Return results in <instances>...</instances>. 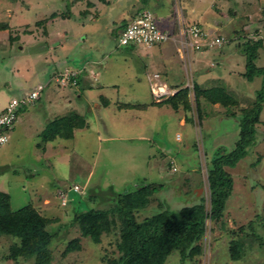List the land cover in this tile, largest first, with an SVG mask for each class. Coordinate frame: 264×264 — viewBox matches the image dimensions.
<instances>
[{
  "label": "rangeland",
  "instance_id": "374dc122",
  "mask_svg": "<svg viewBox=\"0 0 264 264\" xmlns=\"http://www.w3.org/2000/svg\"><path fill=\"white\" fill-rule=\"evenodd\" d=\"M192 1L194 6L205 10L206 17L199 19V26L207 31L209 22H212L210 17L216 18L214 6L219 2ZM87 2L92 4L90 8ZM168 5L173 18L175 7L182 11L189 2L111 0V4L106 5L98 0H0V23L8 24V30L0 31V112L11 98L20 96L21 89L30 91L28 88L35 87L38 82L44 85L40 100L22 111L6 132L7 142L0 147V193L10 196V212L31 205L40 215L51 219L46 227L49 238L44 242L47 259L44 264H110L120 255L116 246L119 229H114L100 243H94L90 238L81 237L77 215L90 209L113 208L112 201L117 195L133 192L139 187H155L149 192L146 208L135 214L139 223L159 211L169 210L175 214L184 206L197 204L201 198L205 214L210 211L208 172L213 157L236 151L240 129L235 119L239 117L240 109L253 101L263 77L257 75L253 81L245 77L247 68L243 51L245 43L264 37V4L261 0L255 6L250 2V18L254 22L250 21V31L248 25H243L241 37L233 35L231 28L246 21L241 18L244 11H240L242 13L237 15L241 18L239 23L231 22L229 31L219 30L230 42L211 49L210 56L203 60L194 51V82L202 93L198 95L199 99L195 89L193 94L187 93L189 108L185 110L169 109L164 104L162 109L167 110L146 122L157 125L166 122L165 130L147 137L152 153H130L133 150L131 144H138L136 140L143 134L141 128L134 126L133 120L125 126L109 129L111 136L119 138L110 142L117 151L111 147L109 152H98L108 143L98 137L99 133H93L98 129L96 126L90 124L82 132L75 131V125H67L63 118L53 119V109L48 107L47 111L46 101L52 99L51 105L54 108L57 105L53 92L70 88L59 86L53 76L49 79L51 75H44L46 70L52 72L56 61L78 69L88 59L104 58L102 65L109 69V73L113 72L114 79L128 74L126 80L131 81L133 75L129 71L137 69L138 63L131 56H126L124 61L120 54L124 51L117 40L120 25L129 21L142 7L155 14L157 7L166 8ZM240 5L227 4L225 8L232 13V10L241 8ZM52 14L56 18L52 19ZM38 21L42 22L36 23ZM44 31L48 35H43ZM10 38L15 40L10 41ZM56 41L61 44L53 50L51 43ZM138 51L133 54L141 57L147 73L160 72L158 67L149 63L146 53L149 54L150 50L139 46ZM259 55L255 65L264 70V45ZM212 60L216 63L214 68L208 65ZM183 80L185 82V77ZM121 85L126 87L123 82ZM215 87L225 88V95L237 102L238 108L208 103L204 94L209 91L208 94L213 96L217 91L212 94L211 89ZM126 89L121 88L118 94L111 91L110 95H117L123 101V96H129ZM198 107L202 108L201 120ZM57 111L61 115L58 108ZM233 113H236L235 119L227 116ZM178 115L186 123L183 128L176 121ZM52 121L56 122L52 124ZM260 121L255 127L254 144L240 152L234 166H223L231 176L232 185L220 218L205 219L203 233L196 242L198 249L193 255L181 260L174 252L163 264H264V106ZM61 131L75 132L81 138L71 140L70 137L67 141L55 137L54 141L50 140L54 132ZM98 132L101 134V130ZM65 149L71 152L65 153ZM75 185L77 191H74ZM71 242L77 243V247L66 252ZM232 243L239 246V259L230 256ZM17 244H21L19 238L11 234L0 235V264L34 262L35 257L25 258L17 254Z\"/></svg>",
  "mask_w": 264,
  "mask_h": 264
},
{
  "label": "trees",
  "instance_id": "16d2710c",
  "mask_svg": "<svg viewBox=\"0 0 264 264\" xmlns=\"http://www.w3.org/2000/svg\"><path fill=\"white\" fill-rule=\"evenodd\" d=\"M98 2L107 4L108 0H98ZM86 5L90 8L92 4L87 2ZM62 16L64 17V15ZM51 18H56V15L52 14ZM40 22L42 21L36 23ZM125 25L123 23L121 28H124ZM5 30H8V24L0 23V31ZM43 35H46V31L43 32ZM9 40L14 41L15 38H10ZM228 42H230L229 39ZM263 45L264 37L258 40L251 39V41H248L243 46L247 68L245 77L250 79V81H253L260 74L263 77L253 101L247 107L240 109L239 114L241 116L239 115L235 119L236 113L227 115L238 122L237 126L240 129L238 134L239 139L236 143V151H232L228 155L219 153L218 156L215 155L213 157L212 168L208 172L211 204L208 214L204 212L203 200L201 198L197 204L184 206L175 214L170 213L169 210H163L146 217L142 223H139L136 221L135 214L146 208L149 192H152L155 188L149 186L148 189L139 187L133 192L117 195L112 201L113 208L90 209L77 215L76 220L81 230V237L90 238L94 243H100L114 229H119L118 234L120 238H118L116 246L120 251V255L116 259H112L110 264H163L166 258L174 252L179 254L181 260H185L197 251L196 242L203 233L205 219H219L230 194L232 179L224 171L223 166H234L241 156L240 152L246 146L254 144L255 127L261 123L260 114L264 106V70L257 67L255 62L260 56L259 50L263 48ZM194 87L196 97L199 99L198 95L202 92L198 91L196 84ZM211 90H213L212 94L216 91L217 93L211 96V94H208L209 91H207L204 94L208 103L212 105L220 104L223 107L237 106V102H233L232 99L228 98V95H225V88L220 89V87H215ZM187 93V90H181L174 97H170L166 101H168L174 110H178L179 108L185 110L189 108ZM197 105H199L198 101ZM197 109L201 120L203 115L202 108L198 107ZM21 110L24 111L26 108H22ZM63 119L70 122L67 123L69 126L75 125L77 128H82L84 125L83 120L80 118L77 122L71 116ZM55 122L53 121L52 124ZM58 122L62 121L59 120ZM70 137H72V134L64 138ZM49 223H51V219L40 215L31 205L25 206L14 213L10 212V196L7 193H0V235L11 234L19 238L21 242L20 246L18 244L17 247L16 245L14 246L16 250H19L17 254L25 258L35 257L32 264L47 263L44 242L49 238L46 231ZM29 240L34 245L29 242V246L25 247ZM76 244L75 242L69 243L66 252L74 250L77 247ZM238 248V245L234 243L230 244L229 251L231 258L239 259L241 251Z\"/></svg>",
  "mask_w": 264,
  "mask_h": 264
},
{
  "label": "crops",
  "instance_id": "0c3cea01",
  "mask_svg": "<svg viewBox=\"0 0 264 264\" xmlns=\"http://www.w3.org/2000/svg\"><path fill=\"white\" fill-rule=\"evenodd\" d=\"M139 1V0H138ZM177 3H179V0H176ZM189 2V5L187 8H183L181 11H175L173 10V18L171 17V9L170 5H168L166 8L164 6L157 7L155 9V16L158 20H160L163 23V27L169 31H172L176 27V17H180L181 21L184 24H192L196 23L199 25V19H201L203 16L206 17L205 10L200 6H194L192 0H187ZM219 3L215 4V12L214 15L216 18H211L212 22H209L210 25H208V32L213 34H221L219 32L220 29L223 28V30H228V28L232 27L230 24L233 23H239L241 18L243 21L246 19V21L239 27L235 26L234 28H231L234 32L233 35L235 37L240 38L241 37V31L242 27L247 26L250 31V21L253 22V20L250 18V2L252 6L258 4V0H228L226 2L225 0H217ZM264 4V0H261ZM168 3V1H165V3ZM238 2V3H237ZM174 2L171 3L173 5ZM232 4L233 6H236L237 4L241 5L238 10H232V13L230 12L229 8H225L227 4ZM111 4V0H108V3L106 5ZM135 8V5L134 7ZM143 7L141 8V10ZM147 9V8H146ZM182 9V8H181ZM139 10V11H141ZM138 11V12H139ZM239 11V12H238ZM244 11V13L240 12ZM137 12V13H138ZM180 13V15L178 14ZM238 13H242L244 17L239 18ZM256 14V13H255ZM136 15V12L133 14V16ZM132 16V17H133ZM259 16V15H255ZM248 17V18H246ZM225 18V19H220ZM259 17H256L255 19H258ZM128 22V21H127ZM127 22H122L127 23ZM254 23V22H253ZM121 24V25H122ZM120 25V27H121ZM226 26V27H225ZM122 29V28H120ZM121 31V30H120ZM229 31V30H228ZM46 35H48V32L46 31ZM233 37L235 40L236 38ZM48 38V37H47ZM46 38V39H47ZM230 41V40H229ZM47 43V42H46ZM165 43V44H164ZM160 43L161 45H154L152 47H145V50H150L149 54L146 53L147 58H149L152 65L155 67H158L160 72H153L158 73L161 77V81L166 83V85L169 88H181L184 84L183 77H185L184 71L181 69L182 62L181 59L177 53L176 46L171 42H164ZM61 42H57L55 44L51 43L52 49L55 50L58 45H60ZM142 46V45H139ZM139 46L132 47V46H126L123 47L124 51H122L121 56L124 57V61H126V56H131L136 59L138 63L137 69H134V71H129L133 76L131 77L132 80L128 81L126 80L129 75L124 74V76L118 77L116 76L115 79H119L117 82L114 79L113 72L102 65L103 59H96L94 61L88 59L83 64V66L78 67L79 71V77H78V86L77 87H70V88H63L64 91L59 92H53L55 94V98L57 99V105L54 108L51 105V100L46 101L47 103V111L48 107L53 111V114H55L53 119L57 118H66L67 116H71L75 122L77 120L82 119L84 122V125L82 128H75V131L78 129L83 131L84 128L88 127L90 124L96 126L98 128L93 133H99L98 137L101 138V140L104 141V143H108L105 146H101L98 152H104L108 151L111 147L114 148L115 151H117V147L114 145L110 146L111 140L119 139L113 136L109 133V129L113 127H120L127 125L130 120L134 121V126L139 127L142 129L141 138L137 139V143L131 144V148L133 149L130 151V153H152L151 149V142L148 140L147 137H150V135H158L161 130H165V124L166 122H163L160 124V122L157 124H148L146 123L152 116H158V114L164 113L167 109L164 108V104H166L169 109L170 105L168 101L162 100L161 102H155L153 99V96L151 94L150 86L148 83L147 77L153 73H147L144 69H146V66L143 63V60L141 57L137 55V53L134 55V52H139ZM122 48V47H121ZM163 48V49H162ZM153 50V52L151 51ZM212 50L205 51L203 53H198L201 60L206 59L208 56H210ZM194 53V52H193ZM193 53L190 56L191 57V71L193 75L194 80V74H193ZM107 57V56H106ZM56 60V59H55ZM53 63V62H52ZM66 62L58 63L56 61L53 63V67L51 68L52 72L49 73L47 70L45 71V76H50L49 79L56 75L57 73L63 71L68 67ZM90 65H93L95 67H92ZM99 65V66H98ZM101 65V66H100ZM180 65V66H179ZM210 67L214 68L216 66V63L212 60L209 64ZM180 67V68H178ZM101 68V69H100ZM73 69V68H72ZM183 71V72H182ZM207 71V70H206ZM48 73V74H47ZM184 74V75H183ZM48 79V80H49ZM124 83L126 87L121 85V83ZM41 83V82H38ZM195 83V82H194ZM132 86V87H130ZM34 86L29 87L28 89H31ZM121 88H128L125 90V92L129 93L128 97L123 96L122 99L119 100L117 95H110L111 91H114V93H119ZM27 89V88H26ZM26 89H21L19 93H22L23 91H26ZM210 89V88H209ZM22 91V92H21ZM126 94V93H125ZM128 99V100H124ZM40 100V97L37 101ZM218 105V104H215ZM63 106V107H62ZM53 107V108H52ZM58 110L60 111L61 115L58 114ZM110 109V110H109ZM108 110V111H107ZM163 110V111H160ZM64 112H66V115H64ZM118 112V113H117ZM50 121V120H48ZM176 121L180 127H184L186 123L183 122V118L180 117V115L177 116ZM53 122V121H52ZM51 122V123H52ZM50 123V124H51ZM70 123V122H67ZM160 124V125H159ZM130 126L134 127L132 124ZM157 126V129L154 127ZM98 130H101L98 132ZM102 131L105 132L102 133ZM137 131V129H136ZM65 131L61 132H54V134L51 136V141L55 140V137H59L61 140H67L69 138L67 137ZM149 132V133H148ZM63 133V135H61ZM166 133V132H165ZM57 136H56V135ZM77 136V137H76ZM81 138L80 135H76L75 132L72 134L71 140ZM180 139V138H179ZM70 140V141H71ZM135 140H129L128 142H132ZM65 148V146H64ZM63 148V149H64ZM62 149V150H63ZM67 150V149H65ZM161 150V149H160ZM70 150H67L65 153H70Z\"/></svg>",
  "mask_w": 264,
  "mask_h": 264
},
{
  "label": "built area",
  "instance_id": "2783aa9c",
  "mask_svg": "<svg viewBox=\"0 0 264 264\" xmlns=\"http://www.w3.org/2000/svg\"><path fill=\"white\" fill-rule=\"evenodd\" d=\"M215 1V0H212ZM176 12L178 11L175 7ZM180 10V9H179ZM180 15V13H178ZM180 17H176V27L169 31L163 27V23L156 18L150 9H142L134 15L121 29L117 37L118 46L137 47L139 45L152 47L156 44L171 42L177 48V53L184 64L185 82L183 88L189 94L194 93V80L191 71V55L194 51L198 53L207 52L213 48L221 47L228 43V38L222 34H213L204 30L196 23L184 24ZM79 71L66 68L53 76L55 82L62 87H77ZM151 94L155 102H161L177 94L178 90L169 88L161 81L158 73L147 77ZM44 89L43 84H37L30 91H23L19 97H13L7 106L0 112V147L7 142L6 132L12 127L21 114L22 108H27L37 100ZM74 190L78 187L75 185Z\"/></svg>",
  "mask_w": 264,
  "mask_h": 264
},
{
  "label": "clouds",
  "instance_id": "9594fccd",
  "mask_svg": "<svg viewBox=\"0 0 264 264\" xmlns=\"http://www.w3.org/2000/svg\"><path fill=\"white\" fill-rule=\"evenodd\" d=\"M183 85H184V84H183ZM194 85H195V83H194ZM77 86H78V85H77ZM173 89H177V90H178L177 94H178L181 90H187V89L183 88V86H182L181 88H173ZM187 92H188V90H187ZM39 97H40V96H39ZM173 97H174V96H173ZM38 99H39V98H38ZM38 99H37V100H38ZM37 100H35V101H37ZM164 100H167V99H164ZM35 101H34V102H35ZM34 102H33V103H34ZM33 103H32V104H33ZM26 109H27V108H26ZM21 113H22V111H21ZM74 191H75V190H74Z\"/></svg>",
  "mask_w": 264,
  "mask_h": 264
}]
</instances>
